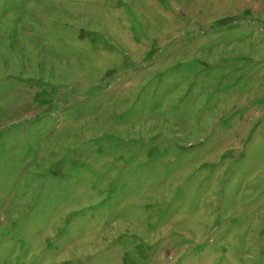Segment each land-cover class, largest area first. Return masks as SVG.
Masks as SVG:
<instances>
[{
  "label": "rangeland",
  "instance_id": "obj_1",
  "mask_svg": "<svg viewBox=\"0 0 264 264\" xmlns=\"http://www.w3.org/2000/svg\"><path fill=\"white\" fill-rule=\"evenodd\" d=\"M0 264H264V0H0Z\"/></svg>",
  "mask_w": 264,
  "mask_h": 264
}]
</instances>
